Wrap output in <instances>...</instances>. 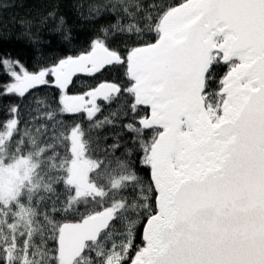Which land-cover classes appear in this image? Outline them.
Wrapping results in <instances>:
<instances>
[{
    "label": "snow or ice",
    "instance_id": "obj_1",
    "mask_svg": "<svg viewBox=\"0 0 264 264\" xmlns=\"http://www.w3.org/2000/svg\"><path fill=\"white\" fill-rule=\"evenodd\" d=\"M87 15L110 22L80 50L34 69L0 57V96L34 97L31 119L15 104L0 120V264H264V0ZM49 19L70 47L64 16ZM118 68L123 81L70 94ZM45 87L55 109L34 96Z\"/></svg>",
    "mask_w": 264,
    "mask_h": 264
},
{
    "label": "trees",
    "instance_id": "obj_2",
    "mask_svg": "<svg viewBox=\"0 0 264 264\" xmlns=\"http://www.w3.org/2000/svg\"><path fill=\"white\" fill-rule=\"evenodd\" d=\"M103 2L105 0H0V57L17 59L30 69H34L41 64L50 63L57 56L64 55L66 52L80 50L87 46L88 41L97 35L101 27L110 22V18L94 19L87 15L89 6ZM166 2L175 3L176 0H166ZM53 10L64 16L67 26L76 37V41L70 47H61L60 38L53 33L52 29L55 27L56 21L49 19L46 26L39 24L40 19ZM121 39V37H117L113 42L114 45L121 46ZM48 41H52V43L48 44ZM123 71V68H118L109 70L96 78L75 77L70 94L81 93L96 85L100 80L123 81ZM0 79L6 80L7 77H0ZM34 96L41 98L49 107L55 109L59 91L54 87H45L36 92ZM33 100L34 97L21 100L14 96H0V120L5 119L8 107L15 104L21 106L23 119H31ZM113 111L116 109L104 105L105 115ZM60 119L70 125L77 118L61 116ZM79 119L82 120L83 117H79ZM117 135H123L119 122L115 128H110L101 139L107 140L110 145L112 140L108 137ZM121 143L126 145L127 138ZM141 175L147 178L148 172L141 170ZM136 242L137 244L142 243V230L137 232Z\"/></svg>",
    "mask_w": 264,
    "mask_h": 264
},
{
    "label": "water",
    "instance_id": "obj_3",
    "mask_svg": "<svg viewBox=\"0 0 264 264\" xmlns=\"http://www.w3.org/2000/svg\"><path fill=\"white\" fill-rule=\"evenodd\" d=\"M78 76H84V75H78ZM78 76H77V77H78Z\"/></svg>",
    "mask_w": 264,
    "mask_h": 264
}]
</instances>
